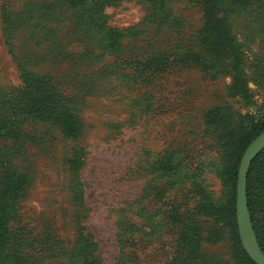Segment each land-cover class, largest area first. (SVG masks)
<instances>
[{
    "label": "rangeland",
    "instance_id": "rangeland-1",
    "mask_svg": "<svg viewBox=\"0 0 264 264\" xmlns=\"http://www.w3.org/2000/svg\"><path fill=\"white\" fill-rule=\"evenodd\" d=\"M69 1L0 0V95L23 89L20 63L70 98L82 123L74 138L50 121L22 118L18 124L14 162L30 184L13 225L34 264H82L81 234L96 243L101 264H167L185 220L211 227L205 253L229 258L233 192L221 172L234 160L204 117L220 105L243 115L264 111V77L257 73L264 10L234 17L249 103L228 95L229 60L214 59L219 67L192 60L202 51L201 0H164L157 20L149 19L146 0L107 6L108 27L135 31L114 46L92 23L91 1ZM255 1V8L264 6ZM9 20L14 56L3 34ZM12 146L0 135V185L3 154ZM172 152L175 174L155 170ZM75 153L81 155L77 172L70 167ZM130 224L136 228L126 233Z\"/></svg>",
    "mask_w": 264,
    "mask_h": 264
},
{
    "label": "trees",
    "instance_id": "trees-1",
    "mask_svg": "<svg viewBox=\"0 0 264 264\" xmlns=\"http://www.w3.org/2000/svg\"><path fill=\"white\" fill-rule=\"evenodd\" d=\"M91 1L89 14L95 27L100 28L107 36L108 44L114 46L126 35L135 31L110 28L107 25V16L103 14L105 8L117 4L119 0H70L72 6ZM204 24L198 33V44L202 50L192 56V60L201 65L213 64L214 59L227 63L232 75V82L228 85L229 96H240L242 99L252 98L249 92L244 70L243 51L237 35L234 32L235 18L239 15L252 12L260 14L264 6L255 8V0H201ZM152 10L149 19L157 20L165 6L164 0H146ZM262 10V11H260ZM263 14V13H262ZM9 20L7 25L10 26ZM4 37L10 46L12 55V28L6 27ZM125 36V37H126ZM14 56V55H13ZM209 62V63H208ZM220 64L213 65L219 67ZM261 64L259 75L264 77V56L258 60ZM23 89L8 91L0 95V135L12 141L14 151L3 154L2 184L0 185V264H34L33 257L26 250L24 239L13 225L16 204L26 195L30 178L26 172H21L14 156L19 154L20 129L22 118L39 121H50L62 128L67 137H77L82 130V123L72 100L54 86L33 76L18 63ZM214 68V67H213ZM249 103H253L251 100ZM208 128L217 134L218 141L223 149L234 160L232 164L221 172L226 186L232 188L231 214L235 233L232 246V255L218 258V255H209L203 251V242L210 226L192 225L186 220L179 225V234L174 243L175 255L167 264H257L246 252L242 245L236 214V196L239 165L242 155L248 145L264 131V111L255 114H238L229 105H220L210 108L204 117ZM81 155L75 153L70 160V167L77 172ZM176 153L166 155L154 164L155 170L174 175L178 170ZM248 203L257 234L258 242L264 252V149L253 160L247 179ZM136 228L133 224L124 227L126 233ZM130 239V237H128ZM96 243L86 234H81L76 242V249L80 254L82 264H101L95 254Z\"/></svg>",
    "mask_w": 264,
    "mask_h": 264
},
{
    "label": "water",
    "instance_id": "water-1",
    "mask_svg": "<svg viewBox=\"0 0 264 264\" xmlns=\"http://www.w3.org/2000/svg\"><path fill=\"white\" fill-rule=\"evenodd\" d=\"M264 149V131H262L246 148L238 173L237 182V221L239 234L243 247L248 255L257 263L264 264V252L258 242L254 223L252 220L248 195H247V179L249 168L253 160Z\"/></svg>",
    "mask_w": 264,
    "mask_h": 264
}]
</instances>
